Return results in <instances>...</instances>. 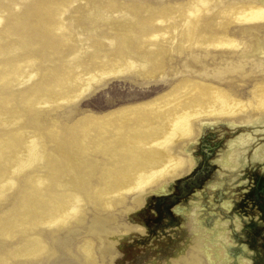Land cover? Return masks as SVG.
Masks as SVG:
<instances>
[{
    "label": "rangeland",
    "instance_id": "obj_1",
    "mask_svg": "<svg viewBox=\"0 0 264 264\" xmlns=\"http://www.w3.org/2000/svg\"><path fill=\"white\" fill-rule=\"evenodd\" d=\"M197 1L0 0V264H264V0Z\"/></svg>",
    "mask_w": 264,
    "mask_h": 264
},
{
    "label": "bare ground",
    "instance_id": "obj_2",
    "mask_svg": "<svg viewBox=\"0 0 264 264\" xmlns=\"http://www.w3.org/2000/svg\"><path fill=\"white\" fill-rule=\"evenodd\" d=\"M206 7V0H198L197 2H195V4H193V6H191V9H190V15H188L187 17H188V19L190 20V19H199V12H201L204 8ZM235 17L236 18H238V19H248V20H254V19H258V18H263L264 17V9L263 8H261L260 6H257V5H249L247 8L245 7V8H242V9H239V10H236L235 11ZM171 36V35H170ZM202 88V87H201ZM206 91V90H205ZM204 91V92H205ZM206 93H207V91H206ZM213 94V93H212ZM261 95H258V97L260 98V99H262L261 101L263 102L264 101V98H263V96H264V90H262V92L260 93ZM216 96V95H215ZM219 98H220V100H221V102H222V105H221V107H219L218 108V111L217 112H228V111H230V110H232V109H234L237 105H238V102L239 101H237V100H234L233 102H231V100H229V102H228V100H225L224 101V99H229V95L226 93V92H222V97H220L219 96ZM251 101H252V99H251ZM255 101V100H254ZM245 103V102H244ZM174 104V103H173ZM201 104V103H200ZM237 104V105H236ZM258 104V103H257ZM212 105V104H211ZM259 105V104H258ZM237 107H240V106H237ZM176 109V108H175ZM196 109V108H195ZM194 109V110H195ZM199 109V108H198ZM233 111V110H232ZM171 114H172V112H170ZM140 119H143V118H140ZM147 122V121H146ZM142 125V124H141ZM151 125H152V123H151ZM157 125V124H156ZM161 125V124H160ZM191 124H190V120H189V117L188 116H183L179 121H177L176 123H175V125H174V128H173V131L171 132V134H175V133H187V132H189L190 131V129H191V126H190ZM153 128V127H152ZM133 130V129H132ZM152 131V130H151ZM135 132V131H134ZM138 132H139V129H138ZM170 132V131H169ZM150 134H152V133H150ZM133 135V134H132ZM138 135V134H137ZM128 136V135H127ZM135 136V135H134ZM147 136V135H146ZM133 137V136H132ZM142 137V136H141ZM140 137V138H141ZM148 137H151V136H148ZM145 138H147V137H145ZM170 139V137L168 136V137H166L163 141H159L157 144L158 145H161L162 146V144L164 145V143L165 142H167L168 140ZM149 141V140H148ZM151 142H153V141H151ZM123 143V142H122ZM116 144V143H115ZM114 144V145H115ZM107 145V144H106ZM125 145H126V143H125ZM110 146V145H109ZM107 147V146H106ZM111 148V147H110ZM126 148V147H125ZM128 148V147H127ZM166 148V147H165ZM144 149V148H143ZM107 149H105V151H106ZM126 150V149H125ZM171 150V149H170ZM110 151V150H109ZM114 151V150H113ZM141 151V150H140ZM140 151H138V152H140ZM143 151V150H142ZM108 152V151H107ZM123 152V151H122ZM112 153V152H111ZM115 153V152H114ZM129 156H128V158H130V159H132L133 161H136V162H138L139 160L141 161V160H143V162L146 164H150L152 161H160L159 159H160V157H161V155H162V151L161 150H155V151H153V153H149V152H147V153H145V155H137L138 153H136V151L134 150V148H132V146L130 147V151H129ZM125 154H126V152H125ZM111 155V154H110ZM33 156V155H32ZM113 157V156H112ZM127 158V157H126ZM128 158H127V160H128ZM113 159V158H112ZM130 161V160H129ZM132 161V162H133ZM145 161H147V162H145ZM176 161V160H175ZM124 162V161H123ZM135 162V163H136ZM142 162V161H141ZM142 162V163H143ZM117 163V162H116ZM167 163V162H166ZM178 163V162H177ZM125 164H129V162L128 163H125ZM140 164V163H139ZM168 164V163H167ZM65 165V164H64ZM158 165V164H157ZM177 165V164H176ZM116 166V165H115ZM128 166V165H127ZM136 166H137V164H136ZM134 167V166H133ZM142 167V166H141ZM140 167V168H141ZM153 167V166H152ZM134 168H136V167H134ZM126 169V168H125ZM108 170V169H107ZM127 170V169H126ZM131 170V169H130ZM135 170V169H134ZM136 170H138V166H137V168H136ZM135 170V171H136ZM9 171V170H8ZM108 171H110V170H108ZM134 171V172H135ZM111 172H113L112 170H111ZM122 172V171H121ZM129 172V171H128ZM127 172V173H128ZM162 172V168L161 169H158V170H155V171H152V172H150V173H148V174H141V175H139L138 176V178H137V183L139 184V183H142V182H145V181H147V179H150L151 177H153L154 175H156V174H160ZM110 173V172H109ZM132 173V172H131ZM130 173V174H131ZM109 175V174H108ZM117 175V174H116ZM122 175H124V174H122ZM125 175L127 176V174L125 173ZM133 175V174H132ZM134 175H135V173H134ZM124 179V178H123ZM125 179H128L127 177L125 178ZM123 181V180H122ZM126 181H128V180H126ZM130 181V180H129ZM125 182V181H124ZM151 182V181H150ZM117 184V183H116ZM138 186V185H137ZM143 186V185H142ZM139 187V186H138ZM63 262V260H60L59 261V263H62Z\"/></svg>",
    "mask_w": 264,
    "mask_h": 264
},
{
    "label": "water",
    "instance_id": "obj_3",
    "mask_svg": "<svg viewBox=\"0 0 264 264\" xmlns=\"http://www.w3.org/2000/svg\"><path fill=\"white\" fill-rule=\"evenodd\" d=\"M64 264H66V262H64Z\"/></svg>",
    "mask_w": 264,
    "mask_h": 264
}]
</instances>
